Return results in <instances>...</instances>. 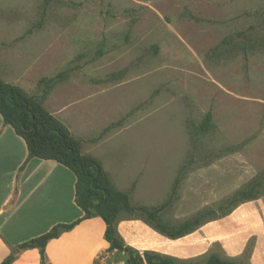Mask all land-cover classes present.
Returning a JSON list of instances; mask_svg holds the SVG:
<instances>
[{"label":"rangeland","instance_id":"rangeland-1","mask_svg":"<svg viewBox=\"0 0 264 264\" xmlns=\"http://www.w3.org/2000/svg\"><path fill=\"white\" fill-rule=\"evenodd\" d=\"M63 72L44 97L42 81ZM0 81L80 140L132 207L169 201L171 227L201 212L228 219L245 239L234 264H249L264 186L221 216L264 174V0H0ZM128 218L143 217L118 214Z\"/></svg>","mask_w":264,"mask_h":264},{"label":"crops","instance_id":"crops-1","mask_svg":"<svg viewBox=\"0 0 264 264\" xmlns=\"http://www.w3.org/2000/svg\"><path fill=\"white\" fill-rule=\"evenodd\" d=\"M27 157L24 141L0 116V264L21 243L84 216L75 203L72 172L55 161ZM227 220L205 223L177 239L135 218L119 220L116 231L127 246L140 253H159L183 264H204L210 256L207 239L211 237V244H221L218 257L234 263L245 249V239L237 229H224ZM105 229L100 217L81 220L46 244V264H127L123 254L109 252ZM248 237L256 240L249 264H264V227ZM10 264H41L40 248L20 250Z\"/></svg>","mask_w":264,"mask_h":264},{"label":"trees","instance_id":"trees-1","mask_svg":"<svg viewBox=\"0 0 264 264\" xmlns=\"http://www.w3.org/2000/svg\"><path fill=\"white\" fill-rule=\"evenodd\" d=\"M49 2L50 0H44V6ZM65 76L66 73L63 72L55 78L43 80V96L46 97L55 83L63 80ZM0 116L3 122L10 125L15 134L24 141L28 160L32 158L52 160L72 172L76 178L75 203L84 213L81 219L71 224L56 225L47 233L21 243L1 264H10L20 250L32 247L40 248L41 264H46L44 254L46 244L72 229L81 220L91 217H100L104 221L106 225L104 238L110 245L109 252L123 254L127 264H183L159 253L149 251L140 253L127 246L116 231L118 214L121 211L130 215L138 213L143 217L141 221L170 239L180 238L199 226L218 219L210 217L212 212H201L177 227H171L161 219V212L170 205L169 201L158 208L132 207L128 194L112 187L101 163L82 154L80 140L73 138L67 128L48 113L35 98L28 96L21 88L1 81ZM211 118V113L208 112L200 123L198 128L202 134L210 129ZM177 184L178 179L172 189V197L176 194ZM263 186L264 174L225 201L223 209L226 212L221 218L230 215L240 204L256 200ZM204 264L234 263L223 260L217 255H210Z\"/></svg>","mask_w":264,"mask_h":264}]
</instances>
